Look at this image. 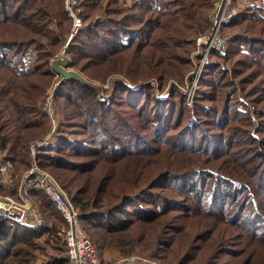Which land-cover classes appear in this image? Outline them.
Instances as JSON below:
<instances>
[{
	"label": "trees",
	"instance_id": "1",
	"mask_svg": "<svg viewBox=\"0 0 264 264\" xmlns=\"http://www.w3.org/2000/svg\"><path fill=\"white\" fill-rule=\"evenodd\" d=\"M103 2L79 0L84 24L66 46L73 19L64 0H0V148L17 172L31 165L30 143L45 130L34 117L37 99L56 74L52 59L66 48L70 67L89 80L121 73L128 81L116 80L102 98L63 79L55 94L66 110L59 134L39 151L100 254L140 249L161 264H264V0L222 26L228 53H209L192 107L178 87L158 90L193 68L195 36L210 31L215 0H135L128 13ZM32 43L38 56L28 66ZM238 54L257 69L236 79L218 58L234 62ZM153 77L157 89L147 81ZM247 102L257 109L258 137ZM32 196L45 225L0 221V264H35L49 246L45 264H69L55 241L67 222L44 191Z\"/></svg>",
	"mask_w": 264,
	"mask_h": 264
},
{
	"label": "built area",
	"instance_id": "2",
	"mask_svg": "<svg viewBox=\"0 0 264 264\" xmlns=\"http://www.w3.org/2000/svg\"><path fill=\"white\" fill-rule=\"evenodd\" d=\"M232 0H218L214 11L211 13V29L196 37V49L192 55L196 60V69L192 84L185 90L186 102L194 104V92L198 78L209 62L211 50L225 52L229 37L222 33V26L227 23L237 11L231 7ZM65 10L72 17V28L69 39L76 35L83 26V18L80 14L79 0H65ZM36 50L28 47L24 54V61L30 65L35 59ZM59 76V75H58ZM62 82V78L57 84ZM152 86L158 84L152 80ZM56 90L51 92L49 98L43 103L42 108L52 119L53 126L50 133L42 140L33 141L30 144L32 155L31 165L21 172H17L13 162L8 159L7 152L0 148V221L13 224H22L39 228L45 225L40 204L32 196V191L42 190L53 201L58 212L67 222V227L60 229L66 243V251L69 264H161L157 259L145 254L132 253L125 256L107 259L100 254L90 236L85 232L81 223V213L73 202L68 191L57 180L55 175L38 163L37 154L40 149L53 146L54 138L58 136L59 122L55 117L56 111L53 106V97Z\"/></svg>",
	"mask_w": 264,
	"mask_h": 264
},
{
	"label": "rangeland",
	"instance_id": "3",
	"mask_svg": "<svg viewBox=\"0 0 264 264\" xmlns=\"http://www.w3.org/2000/svg\"><path fill=\"white\" fill-rule=\"evenodd\" d=\"M65 1V0H64ZM103 1V0H102ZM105 1H107V0H104V2ZM135 0H118L117 2H115V0H112V2H111V4H110V8L111 9H116V8H122V9H124V10H126V12L125 13H128V9H130L129 7H131L132 6V3L134 2ZM218 0H215V2H213V6H212V8L210 9V11H209V20L211 21V18H210V15H211V13L214 11V7H215V4H216V2H217ZM103 2V4H106V3H104ZM251 2H252V0H236V4L233 2V0L231 1V7L232 8H235L236 9V11H238L241 7H245L246 5H249V4H251ZM106 12L103 10V12L101 13V14H99L97 11L96 12H94L93 13V18L94 19H100L101 18V16H102V14H104V15H106L105 14ZM233 16H234V14H233ZM113 17H120V15H114L113 14ZM212 24V23H211ZM54 25V24H53ZM207 33V32H206ZM200 35V34H199ZM225 35V34H224ZM198 35H196L195 37H197ZM227 36V35H226ZM229 38H230V36H229ZM229 44V43H228ZM29 47H32V49L33 50H36V54H35V58H37V56H38V53H37V51H38V49H36V44H34V43H32ZM197 47V46H196ZM195 47V48H196ZM227 49H228V46H227ZM227 49H226V51L225 52H223V54H226V53H228L227 52ZM195 51V50H194ZM129 52V54H128V58H130L131 57V55H130V51H127L126 53H128ZM62 52H60L59 54H61ZM194 53V52H193ZM193 53L191 54V59H192V55H193ZM58 54V55H59ZM24 57V56H23ZM228 57V56H227ZM257 57V59H259V56H256ZM233 59H234V62H233V60L232 61H224L223 59H219L218 58V63H220L222 66H223V69H228L229 70V74L228 75H237L236 77V79H239V77H243V76H245V74L246 73H248V72H251V71H253V70H256L257 68V66H255L254 65V63H253V61H252V59L250 58L249 59V61L247 62V60H246V57H243V56H241V55H234L233 57H232ZM35 60V59H34ZM138 61V60H137ZM25 62V61H24ZM192 62H193V68L191 69V70H189V71H187L186 73H185V75L182 77V80H179L178 78H176V77H171L168 81H167V83H166V85H165V87L163 88V90L162 91H160V90H158V93L159 94H161V95H166L167 93H169V91H170V89L173 87V86H176V87H178L179 89H180V91L182 92V93H184V96H185V102H186V95H185V90L192 84V82H193V78H194V72H195V69H196V60H194L193 61V59H192ZM26 64V63H25ZM31 64H33V62L31 63ZM30 64V65H31ZM263 64H264V62H263ZM27 65V64H26ZM30 65H28V66H30ZM205 68V67H204ZM203 68V69H204ZM261 68V70L264 72V67H263V65L260 67ZM233 71H237L236 73H234ZM202 73H203V70H202V72H201V74H200V76H199V78H198V81H197V84H196V88H195V92H194V102H195V96H196V92H197V88H198V86H199V82H200V79H201V76H202ZM232 73V74H231ZM240 73V74H239ZM61 77L60 76H58L57 74H55L54 75V77H53V79H51V81H50V83H49V85H48V87L46 88V90H45V92L37 99V108H38V110L39 111H41L40 112V114H36V115H34V117L35 118H37L38 120H40V121H42V120H45V130L43 131V133L42 134H40L38 137H36L35 139H33L31 142H33V141H37V140H42V139H44L49 133H50V131H51V128H52V126H53V122H52V119L50 118V116L48 115V113L42 108V106H43V103L49 98L48 96L50 95V93L51 92H54L55 90L57 91L58 89H59V87H60V84L61 83H59V85L57 84V81L60 79ZM118 79H124L127 83H128V81H127V79L124 77V75L123 74H121V73H115V74H112V75H110L107 79H106V81L104 82V83H100L103 87H104V89L105 90H108L109 91V89H112V87L114 86V82L116 81V80H118ZM152 80H154L157 84H158V86L157 87H155L156 89L159 87V80H157V78L155 77H153V78H151V79H149V80H147V81H152ZM242 80H244V78H242ZM242 80H237L236 81V86H239V84H240V81H242ZM93 81V80H92ZM95 81V80H94ZM256 81H258V80H254L253 82L254 83H258V82H256ZM96 82H98L99 83V81H96ZM152 85V84H151ZM244 90L243 89H240V88H238V90H237V93H236V96L239 94V97H241V98H239V99H241L242 100V104H240V107L242 108V109H244V110H246L247 108L244 106V104H243V101H247L246 100V96H244ZM255 95H257V97L261 100L262 99V97L264 96V94H263V96H262V93H260L259 92V94H255ZM56 96V95H55ZM55 96L53 97V106H54V108H55V111H56V114H55V117H56V119L58 120V122H59V126H58V133L57 134H59V128H60V123H61V120H63V114H64V112L66 111V110H61L60 108H59V104H58V102H57V100H56V98H55ZM248 103V102H247ZM186 104L188 105V103L186 102ZM255 105H257V107H259L260 105H261V102H256V103H254ZM188 106H190V105H188ZM248 106H249V109H250V111L253 113L252 114V117H253V119L255 120V125L253 126V134L255 133V136H259V134H256V130L259 128V126H260V119H259V116H258V113H257V109L255 108L256 106H254L253 104H250V103H248ZM190 107H192V106H190ZM68 110V109H67ZM238 123V122H237ZM241 124V123H240ZM244 124V123H243ZM238 125V124H237ZM245 125V124H244ZM240 127H242L243 128V125L241 124L240 125ZM58 137V136H57ZM55 140H56V138H54ZM31 144V143H30ZM54 146V145H53ZM50 147H52V146H49V147H45V148H42V149H47V148H50ZM37 160H38V163L39 164H41V161H42V156L39 154V152H38V154H37ZM50 172H51V170H49ZM52 173V172H51ZM66 189V188H65ZM67 190V189H66ZM62 228H64V227H61V229ZM83 228H84V230H85V232L90 236V238H91V240H92V236H91V234L88 232V230L84 227V225H83ZM58 236H60V238L58 239V240H55V241H57L58 243H59V247L61 246V255H65L66 254V250H65V248H63V246H65L64 245V236H63V234L60 232V229H59V231H58ZM44 238H45V236H42L41 237V239H42V241L44 240ZM64 249V250H63ZM54 252V250L52 249V248H50V246L48 247V253L47 254H45V255H49V253H51V254H54L53 253ZM142 252H145V251H141L140 249H138L135 253H140V254H142ZM103 253V257H105V258H107V259H114V258H116V257H119V256H122V254L123 253H121L120 251H111V252H109V251H105V252H102ZM44 254V253H43ZM43 254H40V255H38V258L36 259V262H35V264H45V262L44 261H46L47 260V257L45 256V255H43ZM173 264H177L176 262L175 263H173Z\"/></svg>",
	"mask_w": 264,
	"mask_h": 264
},
{
	"label": "water",
	"instance_id": "4",
	"mask_svg": "<svg viewBox=\"0 0 264 264\" xmlns=\"http://www.w3.org/2000/svg\"><path fill=\"white\" fill-rule=\"evenodd\" d=\"M51 67L53 71L62 78V80L63 79L78 80L85 85H88V86H91L97 89L99 92V95L102 98L105 97L104 87L100 83L89 80L81 72L70 67V59L67 55L66 48H64L61 54L57 55L56 57L52 59Z\"/></svg>",
	"mask_w": 264,
	"mask_h": 264
}]
</instances>
